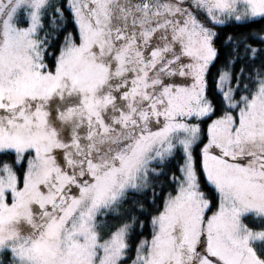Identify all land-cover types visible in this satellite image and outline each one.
<instances>
[{
    "label": "snow or ice",
    "instance_id": "1",
    "mask_svg": "<svg viewBox=\"0 0 264 264\" xmlns=\"http://www.w3.org/2000/svg\"><path fill=\"white\" fill-rule=\"evenodd\" d=\"M0 264H264V0H0Z\"/></svg>",
    "mask_w": 264,
    "mask_h": 264
}]
</instances>
